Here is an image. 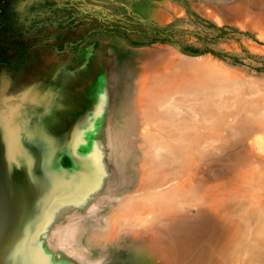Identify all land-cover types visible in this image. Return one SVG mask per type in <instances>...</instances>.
Masks as SVG:
<instances>
[{
	"label": "rangeland",
	"instance_id": "obj_1",
	"mask_svg": "<svg viewBox=\"0 0 264 264\" xmlns=\"http://www.w3.org/2000/svg\"><path fill=\"white\" fill-rule=\"evenodd\" d=\"M59 63L76 76L50 77L53 111L24 140V155L32 141L47 150L23 156L6 183L24 192L45 157L58 155L42 186L62 195L47 194V211L27 195L37 216L0 227V264H177V244L203 218L206 228L225 226V214L264 210V0H0V90ZM151 80V99L125 111L124 141L145 165L134 173L163 167L117 189L74 178L69 153L83 152V141L56 140L87 127L80 120L98 95ZM172 225L177 244H143L135 262L129 240Z\"/></svg>",
	"mask_w": 264,
	"mask_h": 264
},
{
	"label": "bare ground",
	"instance_id": "obj_2",
	"mask_svg": "<svg viewBox=\"0 0 264 264\" xmlns=\"http://www.w3.org/2000/svg\"><path fill=\"white\" fill-rule=\"evenodd\" d=\"M154 82L155 80H151L135 90L131 86L124 87L123 85L119 87L121 84H117L116 87L98 95L95 98L96 102L85 109L84 118L80 120V122H88L87 127L81 126L70 137L56 140V143L60 144H65V140L73 137L83 141L81 144L83 152L75 153L72 151L69 153L71 167L68 168V171L74 178L87 183L92 189L100 188V179H108L109 189H117L132 183L138 184L143 180L150 182L151 176L155 173L153 170L163 167L164 164L157 161L154 165L155 167L149 169L146 173H134L133 165L138 167L145 165H139L141 163H138L139 160L133 155L131 144L124 141V130L130 124L124 119L125 113L137 105L138 102L142 103L151 99L150 88L155 85ZM164 89L165 91L171 89V85L166 86ZM3 105L5 106V102H3ZM166 106H168L167 103ZM241 107L248 110V107H243V105ZM15 115L17 116V112L14 109H7L6 113L0 117L2 118L0 119V126L3 127L5 124L10 123L12 128L15 122ZM84 128L86 131L82 134ZM184 138L187 139V137ZM18 139L20 140V138ZM44 143L45 140L30 142L31 147H29V153L25 155L26 158L24 160L27 161L30 157L40 155L47 150L43 149L41 152V147ZM259 145L264 148V138L259 141ZM35 148H38L37 152ZM101 153H106V155L103 154L102 156ZM118 156L119 161L116 162L115 160ZM57 157L58 155L50 158L45 157L47 160H44L45 162L37 171L36 176L27 180L26 189L21 193L18 192L19 187L10 186L12 183L10 180L8 184L6 183L8 182L7 179H12V175H0V227L3 225L12 227L15 225L25 226L24 222L32 219L36 211L24 205V201L28 199L27 195L34 196V199H39L35 201L36 206H38L39 210L45 206L46 211L49 203L44 202V200L48 198V195L57 198L59 194L62 195L56 189H47V187L42 186L44 176L51 169L61 166L60 162L56 160ZM144 169L147 170L146 167ZM21 179L23 180V178ZM8 186L11 188L7 189L6 187ZM103 189H107V187L104 186ZM262 193L263 191H258V194ZM221 210L225 213L224 207ZM244 212L232 216L225 214V226L214 224L206 228V224L209 221L203 218L201 224L199 223L195 228L185 232L188 235V237H185L186 242L183 240V242L178 244L173 240L174 238L172 239V237L180 234H174L177 230V225L161 228L149 239H130L129 253L135 256V262H139L143 260L142 255L134 252L142 249L143 244L146 245V248L158 246L159 249L163 250L174 247L177 244V250H175L177 253L176 258H178L177 264H264V210L254 209L252 212L245 210ZM56 233L57 231L53 234L55 235ZM169 237L170 239H167ZM106 250L109 251L108 249ZM52 263L65 264L61 260L53 261ZM4 264L10 263L7 261Z\"/></svg>",
	"mask_w": 264,
	"mask_h": 264
},
{
	"label": "water",
	"instance_id": "obj_3",
	"mask_svg": "<svg viewBox=\"0 0 264 264\" xmlns=\"http://www.w3.org/2000/svg\"><path fill=\"white\" fill-rule=\"evenodd\" d=\"M67 67L68 65L65 63L50 66L36 76L38 79L31 80L30 76L34 73H30L23 83L9 85L6 89L0 90V117L10 108L17 112L14 120L15 126L13 125L11 128L10 123L5 124L3 127L0 126V175L11 174L12 171L19 169L18 165L26 152L24 140L31 139L33 135H36V129L31 130L30 126L33 124L37 126V121L44 120V116L53 111V105L46 101L50 94H55L58 88L50 85V77L59 76L61 73L65 78L76 76V73L68 71ZM60 78V81L64 80V78ZM57 96L58 94L54 97ZM3 102H5V106ZM38 107H40V110ZM36 110L37 112H34ZM36 216L37 211L35 212Z\"/></svg>",
	"mask_w": 264,
	"mask_h": 264
}]
</instances>
